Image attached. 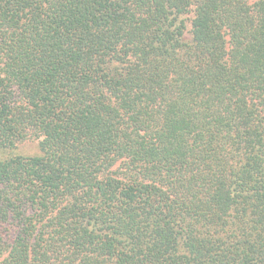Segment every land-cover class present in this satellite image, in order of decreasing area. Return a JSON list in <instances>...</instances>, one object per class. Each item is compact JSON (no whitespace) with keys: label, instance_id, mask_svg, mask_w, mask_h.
Returning a JSON list of instances; mask_svg holds the SVG:
<instances>
[{"label":"trees","instance_id":"trees-1","mask_svg":"<svg viewBox=\"0 0 264 264\" xmlns=\"http://www.w3.org/2000/svg\"><path fill=\"white\" fill-rule=\"evenodd\" d=\"M0 264H264V0H0Z\"/></svg>","mask_w":264,"mask_h":264},{"label":"rangeland","instance_id":"rangeland-1","mask_svg":"<svg viewBox=\"0 0 264 264\" xmlns=\"http://www.w3.org/2000/svg\"><path fill=\"white\" fill-rule=\"evenodd\" d=\"M187 30L189 29V26H187ZM186 30V32H187ZM184 39L188 40L189 39V34L188 33H185L184 34ZM19 148L21 150L20 153H23V154H35L37 153V142L36 140L34 141H24V143L20 144L19 145Z\"/></svg>","mask_w":264,"mask_h":264}]
</instances>
